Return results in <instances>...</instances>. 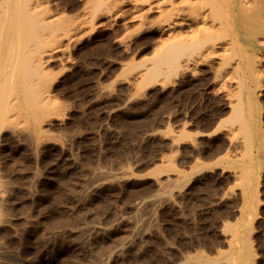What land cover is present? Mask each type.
Listing matches in <instances>:
<instances>
[{"label":"rangeland","instance_id":"374dc122","mask_svg":"<svg viewBox=\"0 0 264 264\" xmlns=\"http://www.w3.org/2000/svg\"><path fill=\"white\" fill-rule=\"evenodd\" d=\"M82 1L44 2L48 15L23 29L0 0V264H264V0H232L234 27L207 34L141 26L131 12L81 28ZM179 40L190 45L177 73L138 91ZM160 95L158 124H116ZM240 103L250 143L231 120ZM118 143L128 151L114 159ZM144 144L158 146L146 163ZM169 159L184 172L144 176ZM217 159L246 165L185 185L190 166Z\"/></svg>","mask_w":264,"mask_h":264},{"label":"bare ground","instance_id":"6f19581e","mask_svg":"<svg viewBox=\"0 0 264 264\" xmlns=\"http://www.w3.org/2000/svg\"><path fill=\"white\" fill-rule=\"evenodd\" d=\"M2 1L8 9V14H7L8 24H9L10 19L13 21L12 17L18 16L21 14L22 18L21 19L19 18V20L21 22L20 26L23 28L25 27V24H28L27 22L28 18H35L31 20H38V19L43 20L42 18L46 17L45 15H48L46 14L47 11L45 9L41 10V5L44 2L49 3L50 0H2ZM82 2L83 3L80 7L81 9L79 12V15L81 18V19L79 18L81 20L79 21L81 25L79 24V21L78 23H76V25L79 24L80 27L83 24L87 26L89 25L88 27L93 26L95 24L94 22L99 20L102 16H106V15H109L115 12L119 16H125L126 14L131 12L133 13V15L130 16L131 19L133 20L139 19L141 21L140 24L142 23L141 26L144 23L149 22L152 25L160 28V30L161 29L169 30V29L175 28V26L176 27L177 26L178 27L179 26L191 27L190 23H195V26L191 28L192 29L191 31L193 33L207 34L216 29L227 30V29H232L234 27V21L229 19L226 16V12L228 11L232 0H215V1H209V0H83ZM13 3H16L19 5L18 7L19 10L14 6ZM125 4H129L130 8L129 9L126 8V10H124L123 7L125 6ZM42 8H44V6H42ZM226 9L227 11L225 12ZM23 17H25V19ZM14 19H17V18L14 17ZM19 20L17 19L16 23H19ZM0 22H1V25H0V44H1V40H2L1 32L5 30V26L3 27V24H4L3 16L0 18ZM47 22H45L44 25L48 28L49 26L50 28H52L54 25H56V24H53L54 23L53 21L51 23L52 25H50V23H47ZM19 24L17 26H19ZM56 26L55 28L58 27ZM74 26L75 24L72 25L73 28L71 27L70 29L76 30L77 27L78 29L80 28L78 25L75 26V28ZM6 31L7 30H5V33ZM29 39L30 37L28 38V36L26 37L24 36L23 38L24 44L32 43V40L30 41ZM189 45L190 44H188L187 41L179 40L170 45V47L168 48L170 50L169 52L166 51L167 53L159 54L157 56V59L154 60L155 63H153V66L149 69H146L145 72L142 74L141 80L137 83V90L139 91L141 89H144L145 87H149L157 83H160L163 86L167 85L169 81L168 75H165L163 79L161 80L160 79L158 80V76L165 74L166 70L167 71L171 70V71H174V73H177L175 71H177V68L180 67L179 63L181 62V59L179 58L180 55L178 53H180L179 51H187L189 49ZM15 83L19 91L22 90V85H23L22 82L19 80H16L14 82V85ZM244 111L245 109L243 107V103L237 104V106L234 107L232 111L231 120L234 123L239 124L240 130L242 131V133L241 131L240 133L244 134L245 139L247 140L248 143H250L249 141L251 140L250 139L251 137H249L250 134L248 133V130L245 125ZM217 130H220L219 127L215 129L213 133L217 132ZM188 138H190V134L183 131L177 141L188 139ZM245 160L230 161L229 159H217L213 163H205V162L194 163L192 166H190V168L185 174V177H186L185 185L190 182L192 176L204 170H211L215 166H221L223 167V169H235V168L244 169L246 165ZM168 161L169 162L166 164L163 163L160 165H155V167L147 171V173H145L144 176L153 177V178L158 179L160 176L164 174H168L170 172H174V173L184 172V171L179 170V168H177L174 165L171 159H169ZM188 256L189 257L187 258L185 263L183 262V264H190V261L192 262L193 259H196V258L199 259L198 255H192V256L188 255ZM229 260L231 264H236L234 257H230L228 261Z\"/></svg>","mask_w":264,"mask_h":264},{"label":"trees","instance_id":"16d2710c","mask_svg":"<svg viewBox=\"0 0 264 264\" xmlns=\"http://www.w3.org/2000/svg\"><path fill=\"white\" fill-rule=\"evenodd\" d=\"M162 96L163 95H160L157 98L155 104L150 110H147L145 111V113H142L140 115L132 116L131 118H120L116 124L131 127L136 132L146 131L151 125L158 124L156 121H158L161 118L163 112L164 102ZM150 98L151 96H148L146 99L140 101L141 104L143 105L147 104L148 99ZM200 127L204 129V126H200ZM157 150H158L157 144H152V145L144 144L140 150L141 151L140 158L143 160V162L146 163L157 152ZM127 151L128 150L126 148L121 146V143H118L116 145L111 146L110 155L114 159H120L125 155V153H127Z\"/></svg>","mask_w":264,"mask_h":264},{"label":"water","instance_id":"95a60500","mask_svg":"<svg viewBox=\"0 0 264 264\" xmlns=\"http://www.w3.org/2000/svg\"><path fill=\"white\" fill-rule=\"evenodd\" d=\"M147 171H145V173H146Z\"/></svg>","mask_w":264,"mask_h":264}]
</instances>
